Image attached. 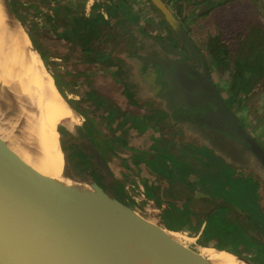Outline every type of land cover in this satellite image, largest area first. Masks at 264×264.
Instances as JSON below:
<instances>
[{"label": "crops", "instance_id": "crops-1", "mask_svg": "<svg viewBox=\"0 0 264 264\" xmlns=\"http://www.w3.org/2000/svg\"><path fill=\"white\" fill-rule=\"evenodd\" d=\"M182 1L177 4L179 8L183 7ZM218 2L192 0L189 8L181 11L180 24L201 48V39L215 37L214 25L224 20L226 6L220 7ZM214 5L216 9L204 13ZM257 6L264 9V0H258ZM47 12L49 25L56 33L52 42L61 49L46 47L47 52H43L47 60L57 66L65 59L66 63L58 67H66L67 73L77 74L85 85L89 84V93H97L98 105L111 115L109 134L98 128L104 115L87 113L88 106L94 105L86 95L72 99L78 94H67L82 106L77 112L83 119L82 127L70 132L77 135L84 131L85 137H95L93 144L114 177L115 195L128 203L132 200L125 188H141L152 203L147 213L160 219L163 227H170L174 234L188 235L196 244L221 255L250 242V254L263 264L264 171L251 156L243 165L216 150L200 132L174 121L165 113L163 102L154 99L156 93L148 77L154 68L147 65L146 57H161L162 52L153 38L164 40V36L176 41L161 13L148 0H49ZM193 12L197 16L188 21ZM197 31L201 34L198 40L194 34ZM118 77L123 86L116 83ZM258 89H264V83ZM139 92L146 96L140 102L123 97ZM258 109L264 116V103ZM89 117H93L90 128ZM236 117L242 120L239 114ZM252 136L264 140L262 130L257 138ZM106 147L114 154L113 159L105 157ZM228 178L241 183L242 190L232 191L236 187H230ZM222 210H227L223 215L233 212L239 218L236 223L244 221L241 236L209 230L211 219L216 220Z\"/></svg>", "mask_w": 264, "mask_h": 264}, {"label": "water", "instance_id": "water-1", "mask_svg": "<svg viewBox=\"0 0 264 264\" xmlns=\"http://www.w3.org/2000/svg\"><path fill=\"white\" fill-rule=\"evenodd\" d=\"M148 1L161 13L182 49L153 38L165 55L146 57L147 65L154 68L151 76L161 78L159 86L166 85L160 93L166 101L165 113L202 131L211 127L215 132L207 138L216 150L243 165L251 156L264 171V147L229 110L184 27L164 0ZM3 2L16 18L11 1ZM195 60L202 73L195 68ZM199 78L206 80L205 86H200ZM187 80L200 87L189 88ZM3 105L5 101H0V108ZM198 109L205 113H197L196 120L192 112ZM210 114L214 125L209 122ZM58 131L65 153L63 178L35 169L18 145L0 132V264H115L117 258L126 256L132 264H194L177 244L115 195L114 177L92 138L85 137L84 131L73 135L65 127ZM69 149L87 155L104 184L74 160ZM232 255L242 263L254 264Z\"/></svg>", "mask_w": 264, "mask_h": 264}, {"label": "bare ground", "instance_id": "bare-ground-1", "mask_svg": "<svg viewBox=\"0 0 264 264\" xmlns=\"http://www.w3.org/2000/svg\"><path fill=\"white\" fill-rule=\"evenodd\" d=\"M0 101H5L0 108V132L18 145L35 169L53 178H63L65 153L58 130L80 129L83 119L59 92L22 24L9 14L3 0H0ZM148 222L177 244L194 264H223L220 261L224 259L232 260L230 264H245L230 253L218 258L216 251L174 234L155 218ZM115 264L132 262L126 256L117 258Z\"/></svg>", "mask_w": 264, "mask_h": 264}, {"label": "rangeland", "instance_id": "rangeland-1", "mask_svg": "<svg viewBox=\"0 0 264 264\" xmlns=\"http://www.w3.org/2000/svg\"><path fill=\"white\" fill-rule=\"evenodd\" d=\"M12 5V10L14 11L17 20L22 24V27L24 31L27 33L30 41L31 46L35 49L33 42L31 38L35 40V43L37 46L41 48L42 51L47 52V48L49 47V50L55 49L58 50L59 46L56 48V46L53 44V36H56V33H53L55 30L53 25H49L50 19L47 18V15L50 13L47 12V5L49 0H10ZM169 1V0H168ZM169 7L173 14L176 16V18L179 20L181 11L184 12V8H189V3L192 2V0H183L180 4L184 7L179 8L177 6H173V3L168 2ZM258 0H230L226 3V10H224L223 18L221 25H214V34L216 37L218 34V31H220V37H222L223 40L226 41L227 45L229 46V54H228V62L234 63L236 61H239L240 59L244 60L247 59L248 64H252L250 69L245 70V80L244 85L242 87V91H240V102L239 104H236L234 106L235 112L241 116L242 123L246 126V128L251 132V134L255 135L257 138V133L262 130L264 133V120L262 117V114L260 113L258 107L262 103H264V89L260 90L257 88L261 87V84L264 83V76L259 80L257 84V54L258 53H264V9H261V7L257 6ZM187 5V6H186ZM256 5V6H255ZM256 7V9H255ZM49 11V8H48ZM197 16L196 12H193L191 16H189L188 21L191 19H194ZM52 24V23H50ZM57 31V28H56ZM199 31H197L195 34V37L197 38ZM198 40V38H197ZM202 45L203 50L206 52L205 45L208 43L205 38L202 39ZM205 46V47H204ZM60 49V48H59ZM61 50V49H60ZM59 51V50H58ZM65 52L68 54V50H65ZM262 55V54H261ZM40 56V55H39ZM41 57V56H40ZM62 62H60L57 66H53L52 62L46 61V64L44 63L46 69L51 74V76L54 79L56 87L63 93V95L66 97L69 104H74L72 107L73 109L78 112L79 108H82V106L79 105V102H73L74 100H70L68 98V93H77L74 98H81V96H85L91 100L93 107L88 106L87 113L90 116H96L97 114H102L104 116H101V122L100 125H98V128H101V130H104L107 133H111V121L110 116L108 112H106V109L103 107H100L98 105L100 100H96L97 98L96 93L95 95L89 93V84L85 85L83 81H81V77L77 74L73 73H67L66 67L59 68L58 66H63L65 59H61ZM264 58L259 60V62H262ZM74 59H69L68 62L74 63ZM66 63V62H65ZM263 68V67H262ZM261 68V70H262ZM221 70V71H220ZM213 74L215 76V79L218 80V84L223 91V94L228 97V93L231 95H235L236 93V87L231 85V82L227 84L226 80V74L222 72V69H219V72L216 71V69L213 66ZM230 81V80H229ZM91 83V82H90ZM118 84H121L123 86L122 81H120L119 77L117 82ZM224 83V84H223ZM59 85V86H58ZM64 86V87H63ZM121 86V87H122ZM223 87V88H222ZM91 88V87H90ZM123 88V87H122ZM91 90V89H90ZM124 90V88H123ZM80 95V96H79ZM230 95V96H231ZM123 97H127V99H130L129 94H123ZM232 98V96H231ZM99 99V98H97ZM72 101V102H70ZM94 101V102H93ZM81 104V103H80ZM238 109V110H237ZM236 113V114H237ZM115 114V113H114ZM112 114V115H114ZM237 114V115H238ZM88 119V127L90 128L92 125L93 117H89ZM92 118V119H91ZM99 118V117H98ZM105 121V123H104ZM113 126V125H112ZM62 129V127H60ZM75 130V129H74ZM77 131V130H76ZM97 131H95V134ZM60 135V133H59ZM98 135V134H96ZM61 136V135H60ZM92 140H95V137L93 135L91 136ZM260 138V137H259ZM99 140V138H98ZM264 144V140L261 138L258 139ZM70 150L71 157L79 162L81 166L86 169L88 172L92 173L94 176L97 174L93 171V167L90 165V162L88 163L86 160V156L83 153H76L75 150ZM107 154L105 157H108V159H113V153L111 152V149L109 147H106ZM91 166V170H90ZM90 170V171H89ZM230 179V187H236L232 188L233 190H242V187L239 186L241 183H239L237 180ZM99 180V179H98ZM100 182V180H99ZM238 186V187H237ZM129 187V186H128ZM127 188V187H126ZM125 188V190H127ZM137 191L141 192V188H135ZM248 189V188H244ZM132 194H135L132 192ZM248 194V192L246 193ZM120 197V196H119ZM121 198V197H120ZM253 200V197H252ZM128 204L132 206V208H136V210L139 212V214L146 218L147 220L151 219H157L158 222L163 226L164 224L160 219L155 217L151 213H145L143 208H147V204H143L141 207H134L132 201H128ZM227 211V210H226ZM225 210H222V214L220 213L217 219H211L212 227H210V231H217L222 235H238L241 236L243 234L242 226H246L244 221L241 223H236V220H239V218H236V216L233 214V212H228L225 215L223 213L226 212ZM250 221V220H249ZM249 226V225H248ZM184 235V234H183ZM182 235V236H183ZM188 236V235H186ZM236 236V237H238ZM185 237V236H184ZM187 238V237H186ZM242 242V240H240ZM252 242V241H251ZM252 243L247 242L246 244H239V247H235L231 250L233 254L243 257L245 259L251 260L254 264H258V259L253 258L250 253L252 248ZM241 247H245L243 250ZM247 249V250H246ZM219 256H222L220 253H218ZM225 258V257H222ZM223 264H230L232 263V260L224 259V261H220Z\"/></svg>", "mask_w": 264, "mask_h": 264}, {"label": "flooded vegetation", "instance_id": "flooded-vegetation-1", "mask_svg": "<svg viewBox=\"0 0 264 264\" xmlns=\"http://www.w3.org/2000/svg\"><path fill=\"white\" fill-rule=\"evenodd\" d=\"M180 0H178V2H179ZM230 0H219V2L217 3V5H219L220 4V7L221 6H224V5H226V3L227 2H229ZM164 2L168 5V3H167V1H165L164 0ZM223 4V5H222ZM168 7H169V5H168ZM170 8V7H169ZM217 7L214 5V6H212V7H209V9H208V11H206V12H204L205 14H207L209 11H213L214 9H216ZM203 13V14H204ZM204 14V15H205ZM180 20H181V18H179ZM193 20V19H192ZM168 26V25H167ZM169 28V27H168ZM185 29V28H184ZM169 31H171V29L169 28ZM187 32V31H186ZM171 33H172V31H171ZM188 33V32H187ZM172 35H173V33H172ZM188 35L190 36V34L188 33ZM217 36L218 37H212V38H210L207 42V44L204 46L205 47V49H206V52H204V50H203V46H202V48H201V46L199 45V44H196L195 43V41L191 38V40H192V42L194 43V45H195V48L197 49V51L201 54V56H202V58H203V60H204V62H205V64L207 65V68L209 69V73H210V76H211V79H212V82H213V84H214V86H215V89L217 90V92L220 94V96L223 98V100H224V102H225V104L227 105V107L229 108V110L236 116L238 113H237V111L235 112V111H232V110H234L235 108H234V106L236 105V104H239V102H240V95H241V93H240V91H242V87H243V85H244V82H239L237 85H236V82H237V80H236V63L238 62V61H236V62H234V63H230V62H228V61H226V63L228 64V66H227V68L225 67V65H222L221 63H218V61H216V59H214L211 55H210V53H209V49H210V45H211V41L213 40V39H215V38H220L221 39V41H222V43L225 45V51L227 52L226 53V55H227V59H228V54H229V46L227 45V43H226V41L225 40H223L222 39V37H220V31H218V34H217ZM173 37H174V35H173ZM164 40H165V42H167L169 45H171L172 47H174V48H176V49H179L180 51L182 50L181 49V47L178 45V42L176 43V41H177V39L174 37V39L176 40V41H173V40H171V41H168L166 38H164V36L162 37ZM264 43V42H263ZM258 54H264V53H258ZM194 57H196L197 59H198V57H197V55L196 54H194L193 55ZM173 57V59H175V60H181L180 59V57L179 56H175V55H173L172 56ZM195 68L200 72V73H202V70H201V67H200V65L197 63V61L195 60ZM213 66H214V68L216 69V71H218L219 72V69H222V72L224 73V74H226V77H227V79H229V80H226V82H227V84H228V82L230 83L231 82V85H232V87L233 86H235L236 87V94L233 96V95H231V94H229L228 93V97H226L224 94H223V91L221 90V88H220V86H219V84L218 83H215V81H214V79H215V76H214V74H213V71H212V69H213ZM221 71V70H220ZM264 76V73L263 74H259L258 75V79H257V83L259 82V80L262 78ZM148 77H149V81L151 82V84H152V86H153V89H154V92L156 93V96L154 97V99H160L161 101H162V99H161V97H160V93H162L165 89H166V85H163L162 84V87L161 86H159V80L161 79V78H157L156 76H151V74L150 73H148ZM184 77V76H183ZM242 80H244V81H246L245 80V71H244V73H243V77H242ZM188 82V83H187ZM191 81H185V83H186V86H189V88H193V90H196V88L197 87H200V86H205V82H206V80L204 79V78H199L198 79V83L200 84V86L196 83V85H193V84H191L190 83ZM224 84V83H223ZM161 88V89H160ZM223 88V87H222ZM234 88V87H233ZM150 91H153V90H150ZM141 94H142V92H139V93H136V94H133L132 93V95L130 94V96H131V98L132 99H135L136 101H141V99H143V98H146V96H141ZM198 95H200V94H198ZM232 96V98H231V96ZM163 102V101H162ZM163 107H164V109H166V101H165V103L163 102ZM238 110V109H237ZM205 113V111H201V109H198V110H195V111H193L192 113H194L193 115H196V117H198V114L197 113ZM237 113V114H236ZM179 114V113H178ZM208 117H209V122L210 123H212L213 125H214V115L213 114H210V115H208ZM237 119L239 120V118L237 117ZM196 120H199V117L198 118H196ZM242 121V120H241ZM240 120H239V122L241 123V125L251 134V132L246 128V126L241 122ZM181 125H184V126H186V127H191V128H193V129H195V130H197L198 132H200V134H202L205 138H206V141L211 145V143H212V139H209L208 140V138H207V136H209V132L210 133H214L215 131L210 127L209 128V130L208 131H202L201 129H200V127L199 128H197V127H195V126H193V125H191L190 123H180ZM212 124L210 125V126H212ZM214 131V132H213ZM252 135V134H251ZM258 141V140H257ZM261 144V143H260ZM262 145V144H261ZM263 146V145H262ZM76 153H83V152H79V151H76ZM84 154V153H83ZM86 157V160L85 161H87L88 159H89V157L87 156V155H85ZM89 163V162H88ZM95 178H96V180L99 182V180H100V182L99 183H103L104 184V182L98 177V175H96V176H94ZM99 179V180H98ZM128 193H131V195H132V192H134L135 194H136V189L135 188H133V187H130L129 186V191H127ZM132 200V199H131ZM132 202H133V204L135 205L134 207H137L136 206V204H135V202L132 200ZM144 204V202H142V205ZM146 204V203H145ZM131 206V205H130ZM132 207V206H131ZM135 210H136V208H134ZM264 264V263H263Z\"/></svg>", "mask_w": 264, "mask_h": 264}, {"label": "trees", "instance_id": "trees-1", "mask_svg": "<svg viewBox=\"0 0 264 264\" xmlns=\"http://www.w3.org/2000/svg\"><path fill=\"white\" fill-rule=\"evenodd\" d=\"M168 1V0H165ZM168 2H172L173 6L178 4V0H169ZM169 5V3H168ZM33 45L35 47V50L39 53V55L41 56V59L43 60V62L46 64L47 58L45 56V53L41 50V48L39 46L36 45L35 40L33 38H31ZM225 45L222 43L220 38H215L211 41V45H210V49H209V53L210 55L216 59V61H218V63H221L222 65H225V67L227 68L228 64L226 63V61H228L227 59V55H226V51H225ZM262 58H264V54H257V74H263L264 73V60H262V62H259V60H261ZM247 59H240L237 63H236V85L239 82H244V80H242L243 77V73L246 69H250V67L252 66V64H248ZM263 67V68H262ZM262 68V70H261ZM59 86V85H58ZM62 95L63 93L61 91H59ZM63 97L66 99V97L63 95ZM67 101V99H66ZM68 102V101H67ZM69 103V102H68ZM91 159L89 158L87 160V162H90ZM169 230L173 231L170 227H167Z\"/></svg>", "mask_w": 264, "mask_h": 264}, {"label": "built area", "instance_id": "built-area-1", "mask_svg": "<svg viewBox=\"0 0 264 264\" xmlns=\"http://www.w3.org/2000/svg\"><path fill=\"white\" fill-rule=\"evenodd\" d=\"M127 191H129V187L127 188ZM131 199L135 202L136 206L139 208L142 206V202H146V204L148 205L147 208H143L144 212L147 213V209L150 208V206L152 205L151 202L147 201V199L145 198V194L143 193V191L139 192L136 190V194L135 195H131Z\"/></svg>", "mask_w": 264, "mask_h": 264}]
</instances>
